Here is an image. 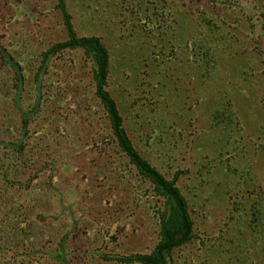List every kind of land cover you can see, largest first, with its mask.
<instances>
[{
  "label": "rangeland",
  "instance_id": "374dc122",
  "mask_svg": "<svg viewBox=\"0 0 264 264\" xmlns=\"http://www.w3.org/2000/svg\"><path fill=\"white\" fill-rule=\"evenodd\" d=\"M15 1L18 13L7 11L3 21H0V115L6 113L19 118L18 112L26 109L28 103L24 91L20 93L17 89V95L6 96L2 90L9 85L11 76L15 74L12 67L14 60L11 59L12 63L9 65L3 63V58L8 60L5 53L19 60L24 76L22 83L26 91L31 93V75L37 64L35 54L51 41L62 39L64 31L60 14L53 6L55 0ZM116 1L67 0V6L78 31L104 34L107 27L105 23L100 25V20L107 14L106 9L114 8ZM221 1L224 0H208L206 4L216 16L222 15L231 25L243 27L237 32V36L249 42L260 26L251 32L246 17L251 16L249 20L254 22L260 21L264 8L254 0H230L228 3ZM176 2L178 5L181 0ZM9 7L10 4L4 10L11 11ZM99 14L102 15L100 18ZM110 33L109 38L104 34V42L112 57L118 56L120 62L114 61L116 63L113 64L108 89L117 98L120 111L124 114L125 109L132 110L131 100L145 99L143 97L148 96V91L154 85L161 88L168 98L172 96L175 99L177 92L182 90L177 79L174 83L175 72L169 70L163 77V72L157 71L154 61L152 64L142 63L139 66L135 64V68L130 67V62L121 61L120 55L115 52L120 49L115 47V42L120 44V51H123V44L117 39L120 31L112 29ZM176 36L177 32L174 37L165 35L163 41L151 39L150 36L145 40L149 44H162L167 48L169 39L176 42ZM252 44L250 42L251 46ZM138 45L137 50L141 51L148 44L139 42L136 46ZM263 58L262 55L255 59L254 66H259L260 70H264V64H259L258 61ZM48 74L50 77L46 75L45 81L49 100L40 110L39 119L45 124L49 118H57L56 131L53 126L49 129L46 126L44 131L54 132V138L60 140L63 146L55 150L49 146L46 149L49 157L46 154L39 157L38 147L45 144L42 140L44 137L36 138L40 130L38 120H31L32 129L35 130L24 137L23 143L24 151L30 153L34 162L33 166L27 163L23 165L21 162L10 165L7 160L10 144L7 142L5 145L2 141L12 142L17 139L18 122L15 126L0 130V168L5 166L7 169L6 176L0 173V264H61L57 257L60 252L68 253V264H118L108 261L103 255L145 251L154 241L156 222L152 216L153 197L148 195L147 198H130L128 189L121 186L118 180L113 183L112 178H102L105 175L99 171L103 167L102 162L111 156L109 160L114 161L108 166L113 168L115 154L112 149L108 152L110 156H98V148L94 147L95 143H100L97 137L94 138V143L90 136L81 137L77 142L63 138L72 137V133L81 127L86 128L85 124L89 120L97 121V125L106 123L101 105L97 104L93 94L90 64L84 62L82 53L71 51L55 57L51 61ZM154 75L164 79L158 83ZM49 79L52 83L47 82ZM250 79L252 87L246 91L242 105L235 109L238 121L243 126L236 125L234 128L229 141L230 152L226 154L229 157L228 163L235 166L236 171L224 173L220 170L210 182L196 188L195 191H199L203 198L210 194L206 201H199L192 206L197 237L172 251V258L169 259L171 264H264V233L260 228L252 230L246 225L254 207L264 216V143L257 142L249 130L254 121L264 118V72L258 71ZM196 87L195 93L200 90L197 94L200 100L194 103L196 106L190 112L183 111L185 114L182 122L176 120L185 128L182 132L183 139L176 143L178 148L173 147L168 140V144L145 143L150 127L145 122L142 125L132 122L127 124V130L140 152L158 167L160 164L164 165V162L154 155L162 157L161 152L168 149L175 150L173 155L179 156L176 161H171L164 155L167 158L165 164H172L171 170L185 167L194 169L191 152L209 150L203 149L202 144L211 133L208 126L209 115L213 107L218 105L220 95L217 91H212L213 87ZM155 94V97L160 98L159 92ZM149 100L150 103L155 101L153 98ZM175 100H180L179 96ZM181 100H184L183 96ZM140 111L143 115L147 112L144 108ZM143 117L145 120L153 119V113L148 111ZM173 118L176 119L177 116L174 115ZM102 132L108 137V131L104 129ZM35 144L38 147L35 148ZM180 151L186 155L181 162ZM89 178L92 180L89 181ZM184 181L186 185L182 190L193 199L188 190L198 182V177L191 171L186 173ZM10 182L15 184L10 186ZM2 184L9 186L6 195L2 193L5 192ZM70 184L72 185L69 186ZM16 195L20 198V204L15 209L9 200ZM13 211L17 217L10 222ZM27 211L32 212L35 222L29 217L25 219L24 213ZM62 238H65L64 242H61ZM15 240L18 247L14 246ZM60 242L66 245L65 249L60 246ZM42 245H45L43 248L46 250L40 252ZM35 250L38 252H34Z\"/></svg>",
  "mask_w": 264,
  "mask_h": 264
},
{
  "label": "trees",
  "instance_id": "16d2710c",
  "mask_svg": "<svg viewBox=\"0 0 264 264\" xmlns=\"http://www.w3.org/2000/svg\"><path fill=\"white\" fill-rule=\"evenodd\" d=\"M229 1L224 0L221 2L228 3ZM254 1H257L264 8V0ZM206 2L208 0L204 2L181 0L177 5L176 0H117L114 8L112 10L110 8L106 9L107 14L101 20L99 19L100 25L105 23L107 27L104 34L108 38L111 36L112 29L120 31L117 39L118 41L121 40L123 51H120L122 49L118 42H115L114 45L120 47L119 51L115 52L120 55L121 61L130 62L129 65L133 68L136 67L135 64L139 66V64L144 63L146 65L152 64L154 61L158 67L156 68L157 71L163 72V77L167 75L166 72L169 70L175 72L174 83L177 79L178 84L182 85V90L177 92L175 97L176 99L179 96L180 100L177 101L172 96L168 98V95L161 88L154 85L148 91V96L143 97L145 99L131 100L132 110L125 109L123 114L120 111L117 98L108 89L109 78L113 74V64L120 62L118 56L112 57L110 49L104 42V34L94 31L82 33L75 28L72 13L67 6V0H55L53 5L60 14L64 37L51 41L37 55L35 54L34 58L37 60V64L31 75L32 80L29 79V83L31 80V93L26 91L22 83L24 76L19 60L8 53L5 54L8 56L9 61L5 58L2 59L3 63L7 65L14 60L12 67L15 73L11 76L12 80L9 85L7 84L2 90L6 96L7 94L17 95V89L20 93L24 91L26 94L25 100L28 103L26 109L18 112L19 118L11 117L6 113L0 115L1 131L8 126H15L17 122V129L19 130L17 139L12 142L2 141V143L6 145L9 142L10 144L7 152L8 164L16 165L21 162L23 165L27 163V165L32 166L34 162L30 158V153L24 151L23 143L24 137L35 130L32 129L31 120L39 121L37 123L40 130L36 138L41 139L42 136L44 137L42 138L44 145L39 147L37 144L34 145L35 148L38 147L37 155L39 157L41 154L42 156L43 154H49L46 150L49 146L53 150L63 146L60 140L54 138V132L44 131L46 126L47 129L53 126V130H55L57 128V118L51 117L45 124L42 119H39L40 110L49 100L45 76L49 75L50 77L48 73L51 61L61 54L80 51L84 62H89L93 94L97 99V104L101 105L106 123L97 125L95 123L97 121L89 120V123L85 124L86 128L81 127L72 133V137L66 136L63 138H69V141L72 139L77 142L81 137L87 138L90 136L91 142L94 143L96 142L94 138L97 137L100 143H95L94 147L98 148V156L100 157L110 156L108 152L113 149L115 165L110 168L108 164H112L114 160H109L111 156L107 157L105 162H102L103 167L99 166L101 168L99 171L105 173L102 178L104 176L106 179L112 178L113 183L118 180L121 186L128 189L130 198L152 196V216L156 222L154 241L147 250L103 255L110 262L118 264H171L172 251L197 237L192 217L194 211L192 206L199 201H206L210 194L203 198L199 191H195L196 188L199 189L203 184L208 183L207 181L210 182L220 170L224 173L236 171L235 166L228 163L229 157L226 154L230 152L228 147L234 128L236 125L241 126L235 109L242 105L246 91L252 87L251 76L258 71L264 72V70H260L259 66H254L255 59L264 56V46L262 45L264 44V11L261 13L262 20L260 21L254 22L249 20L251 16L246 17L251 32L258 25L260 26L259 29L257 28L254 31L248 42V40H242L241 36H237V32H240L243 27L231 25L225 21L222 15L220 17L216 16ZM8 4H10L9 9L11 8V11L4 10V7ZM7 11L14 14L18 13L15 0H0V21H3V16L7 14ZM101 16L99 14V18ZM109 23L110 25H108ZM176 32L178 36H176V42L170 38L167 48L162 44H149V41L145 40L150 36L151 39L163 41L165 35L170 34L174 37ZM139 42L148 45L138 51L139 45H136ZM250 42L253 43L252 46ZM258 62L264 64V58L259 59ZM177 70L178 73H176ZM154 77L158 83L164 79L163 77L159 78L157 75H154ZM48 81L51 82L50 79ZM141 81L144 82V80ZM193 81H195V84H193ZM197 85L199 87L202 85L208 88L213 87L211 88L212 91H217L220 95L218 105L213 107V111L209 115L210 124L208 126L211 128V133L202 144L203 149L209 150L191 152V156L194 158V169L192 170L188 167L171 170L172 164H165L167 158L164 155L168 156L171 161L179 159L177 154L173 155L175 150L169 151L168 149L161 152L162 157L155 154V158L160 157L159 160L164 162V165L160 164V167H163L161 169L148 156L140 152L127 130V124L132 122L142 125L145 122L150 127L145 136V143L161 142L168 144V140L172 142L173 147H177L176 143H179L181 138L183 139L182 132L185 128L176 120L182 122L185 114H183V111L190 112L196 106L194 103L196 104L200 100V96L197 95L200 90L195 93ZM175 88L178 90L177 86ZM157 92L160 93V98L155 97ZM182 96L184 100H181ZM19 97L21 98L22 95H19ZM150 98H153L157 103L155 101L150 103ZM143 108L144 111L147 110V112L153 113V119L147 118L145 120L143 116H146L147 112H144L143 115L140 111ZM174 115L177 116L176 119L173 118ZM37 123L34 124L37 125ZM104 129L108 131V137L102 132ZM249 130L257 142L264 143V118L257 122L254 121ZM46 134L47 137H45ZM92 134L96 135L91 136ZM180 149H182V146H180ZM44 151L45 153H43ZM185 158V153L180 151V162ZM0 170L3 176L7 175L5 166H1ZM191 171L198 177V182L188 190V194L193 197L194 202L182 190L183 186L186 185L184 181L186 173ZM91 180L89 178V181ZM13 183L10 182L9 185L11 186ZM2 187L5 189V192L2 193L6 195L9 186L2 184ZM19 199L16 195L9 200L13 208L16 209L19 206ZM79 201L81 202L80 199ZM24 214L25 219L29 217L35 222L32 212L27 211ZM16 217V212L13 211L10 222ZM263 219L264 216L254 207L250 212V219L246 225L252 230L260 228L261 232L264 233ZM0 232L2 233L1 228ZM64 240L65 238H62L61 242H64ZM61 242L60 246L65 249L66 245ZM14 243V246L18 247L16 240ZM44 246H41L40 252L46 250L43 248ZM21 250H24V248H21ZM34 252H38V250ZM67 255L68 253L65 252L64 254L63 252L57 253L61 264H68Z\"/></svg>",
  "mask_w": 264,
  "mask_h": 264
}]
</instances>
